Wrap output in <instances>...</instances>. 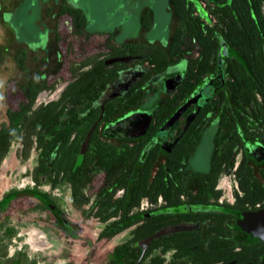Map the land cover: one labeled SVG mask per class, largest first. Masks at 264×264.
<instances>
[{
    "label": "flooded vegetation",
    "instance_id": "af4514ba",
    "mask_svg": "<svg viewBox=\"0 0 264 264\" xmlns=\"http://www.w3.org/2000/svg\"><path fill=\"white\" fill-rule=\"evenodd\" d=\"M165 3L164 35L147 34L149 3L139 32L121 42L119 27L67 26L62 41L69 49L78 38L77 58L57 52L44 60L54 69L18 83L17 111L44 88L24 110L29 129L20 124L11 143L30 164L31 184L0 198V218L28 198L45 212L52 242L81 249L80 264H112L118 245L134 264H264L259 28L245 26L243 0ZM208 136L202 166L194 159ZM29 230L31 244L44 238Z\"/></svg>",
    "mask_w": 264,
    "mask_h": 264
},
{
    "label": "rangeland",
    "instance_id": "374dc122",
    "mask_svg": "<svg viewBox=\"0 0 264 264\" xmlns=\"http://www.w3.org/2000/svg\"><path fill=\"white\" fill-rule=\"evenodd\" d=\"M166 0H66V4L80 8L85 14L84 30L87 32L108 33L119 27L115 40L121 42L134 37L141 28L139 19L144 5H151L153 25L147 32L149 36L159 37L165 34L169 14L166 11ZM59 0H0V119L4 118L7 106L15 107L21 92L18 83L25 82L36 71L54 69L45 59L77 58L76 49L79 40L73 38L74 48L62 41L65 27L71 25L70 17H58L56 11ZM59 25L61 39H54V27ZM93 42V40H91ZM72 48V49H71ZM22 49L25 53L20 59L16 53ZM52 64V62H51ZM55 64V63H54ZM210 142L205 137L195 157L196 162L205 166ZM194 161V162H195ZM29 168L27 161L20 159L17 143L14 142L4 161L0 165V198L8 191L23 189L29 186ZM32 201L28 198L16 200L11 208L0 218V251L5 247V257H0L6 264L17 252L27 256L26 264H80L81 249L74 245L67 246L65 241H53L49 237L45 212L31 210ZM75 217V214H72ZM13 228L15 232L7 236L5 230ZM30 228L40 230L48 245L35 248L28 242ZM2 254V253H1ZM86 264H103L96 258Z\"/></svg>",
    "mask_w": 264,
    "mask_h": 264
},
{
    "label": "trees",
    "instance_id": "16d2710c",
    "mask_svg": "<svg viewBox=\"0 0 264 264\" xmlns=\"http://www.w3.org/2000/svg\"><path fill=\"white\" fill-rule=\"evenodd\" d=\"M65 0L62 1L60 7L56 11V15L58 17L61 16H68L71 19V25L74 29V32L76 33H83V28L85 25L84 19L85 14L83 11H81L80 8L72 7L66 3H64ZM244 8H241L242 11H245V20L248 23H245V26H255L259 28V37L257 39V42L261 44V47L259 51H257L258 55L256 58L260 59L262 63H264V0H243ZM237 10V9H236ZM251 12H254L257 14V17H255L256 22L253 24L251 22V18L253 19V14ZM248 13H250L248 15ZM249 21L251 23H249ZM233 26H237L235 24V21H233ZM56 40H60L62 35L59 32V25H56ZM24 51L20 49L16 53V57L18 58L20 65H22V61L20 59L24 55ZM261 76V88L260 91L264 95V72L260 73ZM44 88L43 86H39L37 88H34L31 93L27 95V99L29 102L25 106L24 110L29 109L30 104L34 101L36 93ZM17 111L11 106H7L4 109V118L0 119V164L4 157L7 155L11 143L15 136L18 133L19 125L22 124V126H28L30 122V115L26 111ZM24 124V125H23ZM29 129V126H28ZM29 134V132H27ZM29 154V147L26 148L25 152L22 155V159H25ZM39 180V179H38ZM120 229V228H119ZM7 236H11L15 230L13 228H7L5 230ZM6 249L5 247L2 249V252L0 251V257L3 255L5 257ZM2 253V254H1ZM114 257L112 258V264H134L136 257H128V253H126V250L122 245H118L114 249ZM6 264H26L27 256H25L22 252H17L15 255L8 257ZM3 260L0 258V264H3ZM32 264H35L33 262ZM147 264H160V260L156 258H152L151 262Z\"/></svg>",
    "mask_w": 264,
    "mask_h": 264
},
{
    "label": "bare ground",
    "instance_id": "6f19581e",
    "mask_svg": "<svg viewBox=\"0 0 264 264\" xmlns=\"http://www.w3.org/2000/svg\"><path fill=\"white\" fill-rule=\"evenodd\" d=\"M34 235V234H33ZM33 246H37V245H40V246H45L46 243H45V239L43 237H41L40 235H34L30 238Z\"/></svg>",
    "mask_w": 264,
    "mask_h": 264
},
{
    "label": "water",
    "instance_id": "95a60500",
    "mask_svg": "<svg viewBox=\"0 0 264 264\" xmlns=\"http://www.w3.org/2000/svg\"><path fill=\"white\" fill-rule=\"evenodd\" d=\"M23 193H25L24 191H20L18 194H23ZM17 194H13L12 195V197H15ZM11 198V197H10ZM246 223L248 224V226L250 227V228H252L253 229V223H254V216L252 215V216H250V218H248L247 220H246Z\"/></svg>",
    "mask_w": 264,
    "mask_h": 264
},
{
    "label": "built area",
    "instance_id": "2783aa9c",
    "mask_svg": "<svg viewBox=\"0 0 264 264\" xmlns=\"http://www.w3.org/2000/svg\"><path fill=\"white\" fill-rule=\"evenodd\" d=\"M29 183L31 184V180H29Z\"/></svg>",
    "mask_w": 264,
    "mask_h": 264
}]
</instances>
